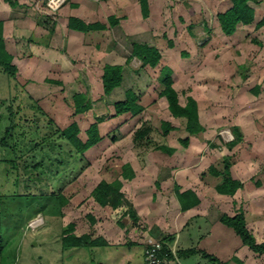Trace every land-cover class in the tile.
<instances>
[{
  "label": "rangeland",
  "instance_id": "obj_1",
  "mask_svg": "<svg viewBox=\"0 0 264 264\" xmlns=\"http://www.w3.org/2000/svg\"><path fill=\"white\" fill-rule=\"evenodd\" d=\"M62 1L59 8H50V19L55 20L56 11L67 4L66 0ZM117 1L120 0H115L114 12L120 17L123 12L117 6ZM255 1L256 3H251L256 10L254 22L247 27L239 26L232 36H227L220 28L217 16L227 8L228 0H147L149 13L146 18L143 17L142 10L140 13L138 9L141 0H130L138 5L136 15L139 20L136 15L131 20L136 24L135 34H128L129 30L124 24H119L116 28L109 27L108 32L103 35L91 36L86 40L90 42L89 46L96 43L104 48L109 46V49L116 50L118 57L123 58L122 61L130 60L125 66L123 85L111 96L105 95L95 81L91 83V75L97 73L96 66L95 72H89V66L83 59H78L81 67L77 65L78 68H74V71H60L54 68L53 63L43 68L41 60L45 61L44 52L33 44L43 46L50 43L51 36L43 34L45 31L31 33L22 30L25 26L31 29L32 25L29 22L16 23L19 20L7 25L5 38L10 39V52L16 57L13 63L19 73L12 79L0 70V236L5 243L0 264H59L58 239L63 221L58 214L57 197L53 194H58L59 191L72 194L78 203L87 197L89 189L86 186H93V182L99 181V177H107L102 172L106 165L111 167L121 163L117 157L120 146H116L131 147L129 137L134 130L128 131L131 126H122L119 130L124 122L122 119L119 123L111 121L113 106L124 99V93L128 89H133L140 97L145 94L146 88L151 89L153 85L156 90H162L159 81L167 72L172 74L180 101L185 104L188 97L196 99L203 112L206 128L215 129L213 134L208 132L199 136L200 144H205L202 139L211 140L212 146L209 145L210 150L206 154L211 157L206 163L215 165L222 172L224 159L229 158L230 163L236 165L233 168L237 176L241 175L242 184L245 182V188L252 190L251 197H244V192L237 201L246 213L249 231L254 233L257 243L264 242V26L258 27L264 20V0ZM42 4L45 7V2ZM33 7L32 11H28V8L25 11L40 22L37 17L43 14L38 12L34 15L36 10ZM103 19L110 26L105 16ZM15 27L20 29L15 30ZM133 43L157 48L163 55L159 66H143L141 60L132 56ZM88 52H95L93 56L98 54L94 48ZM184 53H187V57ZM91 60L95 62L94 59ZM31 67L36 72L34 75L27 72ZM163 67L166 68L162 75ZM45 79L58 81L60 84ZM77 94H85L91 103V109L83 114L75 113L74 96ZM35 101H38L47 116L36 111ZM161 104L155 110L150 109L149 113L156 119L157 131L160 129L159 121L168 115L165 105ZM13 119L15 128L12 133L16 142L13 137L5 136ZM51 120L55 127L62 130L77 123L81 131L79 137L83 141L87 140V130L97 123L104 141L100 145L101 154L97 152L96 157L91 149L83 160H71L68 166H62L60 162L68 161L69 155L75 152L68 143L58 140L56 134L52 141L48 139L42 143L45 134L52 135L54 132ZM236 122L240 123L242 141L230 149L227 144L235 138L233 127ZM186 137L189 135L181 130L165 141L158 134L152 139L154 143L178 146L179 141ZM3 138H6L7 147L1 145ZM115 138L116 143L112 141ZM13 145L16 146L18 155L30 151L28 159L19 160L18 168L10 163L15 157ZM37 164H42V167L33 169ZM247 166L252 168L249 170L250 174L244 171ZM25 167L30 168V171L24 170ZM81 174L86 178V186L81 188V180L70 188V181L73 182ZM90 181L92 182L89 183ZM233 208L237 207L227 200L224 207L212 206L209 211H220L222 215V212L227 211L224 214L228 216V211H233ZM43 219L52 225L49 230ZM214 221V217L211 220L203 218L195 221L190 230L191 235L196 237L197 234H205L207 241H203V246H209L216 258L221 259L224 264H238L237 259L232 261L231 255L240 245V238L231 228L219 222L213 224ZM64 222L67 224L69 220ZM199 225L204 226L202 233L194 230ZM223 232L225 236H222ZM201 238L204 239V236ZM210 240L212 241L208 245ZM109 252L110 250L103 248L70 251L60 264H108L109 260L104 257ZM256 255L253 252L252 264H264V255H257V258ZM184 260V264H210L203 262L198 255ZM244 264L249 262L244 261Z\"/></svg>",
  "mask_w": 264,
  "mask_h": 264
},
{
  "label": "crops",
  "instance_id": "obj_2",
  "mask_svg": "<svg viewBox=\"0 0 264 264\" xmlns=\"http://www.w3.org/2000/svg\"><path fill=\"white\" fill-rule=\"evenodd\" d=\"M11 1L15 2L16 5L14 7L5 0H0V21L5 23L4 38L6 37L7 25L10 22H15L16 20H19L16 21V23L20 24H26L27 22L31 23V29H28L29 27L25 26V28L22 30L31 31V33H35L37 30L38 32L45 31L43 34L46 36H51V38H49L50 43L47 42L43 44V46L40 44H33L36 48L38 47L42 49L44 52L43 55L46 56H44L45 61L41 60V62H43L41 64L43 68L44 66L50 64L52 65L53 63L54 68L60 71H74V68H78L77 65L81 67V61L77 62L78 59H83V61L88 64L87 66H89L87 67L89 72L93 73L95 70H97V73H93V76L91 75V83L95 81V83H97V85L103 90L102 76L104 66L106 64L119 65L123 68V79L121 86L123 85L124 71L126 70L125 66L130 60L127 61L126 59L125 61H122L123 58L118 57L119 54L116 52V50L109 49V46L104 48L99 43L89 46L90 42L86 41L88 37L99 36L108 32L110 26L107 25L108 28L106 30L84 33L70 29L68 24L70 18H77L87 24H94L97 22L104 23V16L108 21L114 17L119 19L118 25L122 24L123 26L124 24L125 28L129 30L128 34H135L136 24L132 23L131 20L132 16L135 17L136 15V8L139 7L138 9L141 13V5L138 6L135 3L130 2V0H120V2L117 1L119 2L117 6H120L123 12V14H121L119 17L114 12L115 0H66L65 2H67V4L65 3L63 7L56 11L57 17L55 20H53L52 18L50 19L48 17L49 14H51V7L49 4L50 0ZM43 2H45V7L44 4H42ZM31 6L37 11L34 12V15H36L38 12L39 14H43L37 17L40 18V22L35 18H32L30 14L26 13L25 8H28V11L33 10ZM230 6L231 2L229 1V5L223 12H225ZM23 12H25L26 15H24ZM22 17H24V19H21ZM41 19H43V22ZM137 19L139 20V17H137ZM130 24H133V26H130ZM117 26H115V28ZM19 29L20 28L15 27V30ZM9 41L10 39L5 38L6 49L11 54ZM91 48H94L98 53L96 56H93L95 55V52H92V54L88 52ZM15 49L17 50V48ZM49 54L51 55L49 56ZM184 55L187 57V53H184ZM48 56L54 57V59H51ZM81 56L83 58H81ZM15 59L16 57L14 56V60ZM91 59H94L95 62L93 63V60ZM102 61L103 64H100ZM94 66H96L95 70ZM32 67L30 70L27 69V72L31 75H34L36 72ZM46 80L48 79H45V81ZM29 82L30 81H28V83ZM158 83L159 82H157V84ZM121 86L114 89L109 94V96L114 95V93H116L121 88ZM173 87L178 94L176 85H173ZM128 90H126V92ZM162 90H156L155 85H153L151 89L146 88L144 91L145 94L143 93L144 95L141 97L137 95L139 97V103L145 108L141 118L146 121H151L155 129V131L151 134V141L153 142L152 138L155 136V134H158L160 139L165 141L172 134L183 130L184 133L189 135V137L184 138V140L188 139V145L185 146L181 142L183 140H180L178 146L151 142L149 146L145 145L141 147H135L133 143V132H135L141 125L139 122L140 117L132 118L129 114L115 117L114 112L111 115V121H117L119 123V120H124L122 123L123 125L119 127V130L123 127L129 128V126H131V129H128V131L132 129L134 130H132L133 132H131V135L129 134V138L132 141V146H116V148L120 146V153L117 155V157L121 160L119 161L121 163L111 167L106 165L102 172H104L107 177H99V181L93 182V186L91 184L90 186H86L87 183L86 178L83 175L84 173L81 174V176L76 180L74 179L73 182L70 181L71 184L69 187L72 188L74 184H77L83 180L84 182L82 181L81 188L86 186L89 191L87 197L83 198L78 203H76V197L74 195H67V193L63 194L69 202L67 206L62 209L63 216H61V221H63V224L61 225L60 238L58 239L59 254L57 263L60 264L64 262L65 256L70 251L78 252L83 249L75 248L66 252L63 251L62 236L70 224L75 225V235L81 236L84 234H90L92 240H101L103 243H105V245H97L95 247H91V249L99 250L103 248L110 250V252L106 254V257H104L109 260V262H107L108 264H144V251L148 243L151 241H166L169 244V247L174 249L179 254L180 252L194 250V255L192 254L189 257L181 256L179 258V264H184L182 260H188L195 255L200 256L203 262L216 264L210 262L208 259H205L202 255V253H207L210 255L214 254L211 252L209 246H203V241L206 240L207 236L205 234H197L198 236L193 237L190 233V230L193 228L192 226H194L193 224L195 221L197 222L203 218L211 220V217L215 218L213 224L219 222L221 225L226 226L221 222V218L223 216H227V214H224L227 213V211L222 212V215L220 214V211H209V208L212 206L215 208L217 206L219 208L224 207V204L227 202V200H230V204L237 207L233 208V211H228L230 213L228 216L234 217L237 214L243 212L247 228L249 229L246 213L244 210L242 211V207L237 200L244 192V197H251L252 190L249 191V188H245V182L242 184L241 180L243 179H241V175L237 176L238 174L235 173L233 168L234 164H232L230 168L231 177L234 180L239 181L244 186L238 189L234 195L223 194L219 192L218 187L224 182V177L223 175H215L211 169L219 173H223L224 170L221 172L215 165L206 163L208 161L207 159L211 157L210 155H206L208 150H210L209 148L212 146L211 140L202 139L205 144L198 143L199 136L202 135L201 133L207 134L209 132L213 134V132H215V129L206 128L205 119L203 118V112L200 108L199 102L195 99L198 102L199 119L201 125L204 127V131L197 135H190L186 130L187 120L185 118L173 117L169 110L167 99L160 96ZM126 92L124 93V99L117 101V103L126 99ZM161 103L165 105L167 111L166 114L168 115L165 118H162L159 121V124H161L163 121L170 123L174 127V130H172L166 137L162 136L161 129L157 131V127L155 125L156 119H154V115H149L150 109L155 110L157 105L159 106ZM179 104L181 106H185L187 104V100L186 103L183 104L179 99ZM176 122H178V124H175ZM239 126L240 123L238 122H236L234 125V127L240 128ZM99 132L101 134L100 127ZM247 135L248 132L246 136ZM112 141H115L116 143L117 138L113 139ZM103 143L104 141L102 140L98 145L93 147L92 154L95 156L98 155L97 152H100L99 154H101L100 145ZM156 145L164 148H170L173 150V153H169L161 148H158ZM89 151L87 152L88 154ZM125 165H128L130 168V171L127 173H132L133 177L131 179H125L122 175L123 166ZM234 167H236V165ZM250 169L252 168L250 166L248 168L247 166L244 170L245 173L250 174ZM250 177L252 176L250 175ZM251 180H253V178H251ZM102 181L107 183L120 181L122 183L121 193L124 196V203L121 206L114 209L110 205L101 206L95 201L92 196L93 191ZM91 182L92 181L89 183ZM66 192H68V189ZM182 198L185 205L188 207L184 210ZM238 207L240 210H238ZM65 220H69V222L65 224ZM86 221L89 223L87 224ZM44 224L48 226V230L52 226L49 223L47 224L45 220ZM206 228L208 229V227ZM194 230L202 233L204 231V226L199 225V227L197 229L195 227ZM207 231L208 233H212L209 230ZM218 235L220 236V233H218ZM203 236L204 239L201 238ZM222 236H225L224 232L222 233ZM211 241L212 240L208 241V245L211 243ZM241 253L243 254L241 255ZM252 254L253 252L250 250V248L243 245V243L240 241V245L236 247L235 251L231 255L232 261L237 259L236 262H238V264H244V261L252 264ZM213 256L215 258L217 257L215 254ZM216 259L219 262L222 261L221 259L219 260V258Z\"/></svg>",
  "mask_w": 264,
  "mask_h": 264
},
{
  "label": "trees",
  "instance_id": "obj_3",
  "mask_svg": "<svg viewBox=\"0 0 264 264\" xmlns=\"http://www.w3.org/2000/svg\"><path fill=\"white\" fill-rule=\"evenodd\" d=\"M6 2H10L11 6H15V2L11 0H5ZM231 2V6L225 11L218 14V22L220 24V28L222 32L227 36H232L239 26H249L254 22L255 19V9L251 5V3H256L255 0H229ZM141 10L143 17H147L149 13V6L147 0H141ZM119 23V19L112 17L109 20L110 27H115ZM70 29L77 30L80 32L88 33L91 31H101L106 30L108 27L106 24L102 22H97L94 24H87L80 19L70 18L69 24ZM264 26V20H262L258 27ZM132 56L141 60L143 66H150L151 68H157L161 62L162 55L160 51L155 47H150L146 44H138L133 43V52ZM14 56L10 54L6 49L5 38H4V22L0 21V70L6 74L8 77L15 79L18 75L19 71L17 66L13 63ZM166 67L161 68V74L165 71ZM122 66L119 65H110L106 64L103 69L102 76V85L103 90L106 95H109L114 89L121 86L122 83ZM164 74V73H163ZM162 74V75H163ZM54 84H60L58 81H50ZM161 86L164 88L160 93L161 97H165L167 99L169 110L173 117L175 118H185L187 120L186 130L190 135H197L204 131V127L200 123L199 119V106L198 102L192 98H187V104L185 106H181L179 104L178 94L174 89V79L172 74L167 72L163 75L162 79L159 81ZM31 98V97H30ZM32 100V98H31ZM75 101V113L83 114L91 109V103L88 101L85 94H77L74 96ZM36 111L43 116H47L45 111L39 105L38 101H35ZM145 111V108L139 103V97L133 90H128L126 92V99L124 101L118 102L114 105V116L119 117L123 115H131L132 118L140 117L139 122L141 123L140 127L134 132L133 135V143L135 147L141 146H149L151 144V134L155 131L154 126L151 121H146L141 118V115ZM15 114V113H14ZM13 117V116H12ZM52 121V120H51ZM36 123V121L34 120ZM52 125H54L52 121ZM15 128L14 119L12 120L10 126L5 131L6 137H13V141L15 138L13 136V131ZM160 129L162 132V136L166 137L169 133L174 130V127L168 122H161ZM81 131L77 123H72L67 126L65 129H59L54 125V132L52 135L45 134V137L42 139V143L44 141L53 140V135H58V140H62L69 144L74 150V154L69 155V160H62L60 164L62 166L69 165V161L75 160H83L84 155L93 147L98 145L103 137L99 132V125L93 124L87 130V140L83 141L79 135ZM233 134L235 138L233 141L228 143V147L231 149L238 145L242 141V136L240 134L238 127H233ZM47 137V138H46ZM52 137V138H51ZM6 138L1 140V145L7 147ZM185 146L188 145V139L181 141ZM41 144V143H40ZM39 144V145H40ZM14 146V145H13ZM158 148H161L169 153H173V150L170 148H164L156 145ZM42 147V146H41ZM55 148V147H54ZM15 152L14 159L10 162L8 160H4L5 162H10L15 168L19 167V160L28 159V153H22L18 155L16 146L12 147ZM34 150V149H32ZM42 152V151H41ZM46 153V152H44ZM34 156H32L33 158ZM67 160V159H66ZM58 164V165H60ZM60 165V166H61ZM28 166V165H26ZM232 163H230L229 158L224 159V172L219 173L213 169L211 171L214 172L215 175H223L224 182L218 187L220 193L234 195L235 192L242 188V184L239 181L234 180L231 177L230 168ZM42 167V164H37L33 166V169L38 170ZM32 169V168H31ZM24 170L27 172L30 171V168L25 167ZM130 171L128 165L123 166L122 175L125 179H131L133 177L132 173L128 174ZM122 183L120 181H114L113 183H107L102 181L98 184V186L93 191V198L95 201L101 206L110 205L112 208L116 209L124 203V196L121 193ZM53 196L57 197V203L59 207L58 214L59 216H63L62 209L67 206L68 199L63 195L62 191H59L58 194L54 193ZM183 200V198H182ZM183 210L188 208L184 200L182 201ZM221 222L227 227L234 230L236 235L241 239L243 245L250 248L252 252L257 255H264V242L257 243L253 234L247 228L246 220L244 213L241 212L234 217L223 216L221 218ZM164 244V248L167 250L169 248V244L166 241H161ZM105 245L103 241H95L92 240L90 234H84L81 236L75 235V225L70 224L68 228L64 231L62 236V248L63 251H69L75 248H91L95 246ZM5 243L3 238L0 236V256L4 254ZM194 250H188L185 252H177L178 259L182 256H191L194 255ZM205 259H208L212 263L216 264H224L219 262L213 255L202 253Z\"/></svg>",
  "mask_w": 264,
  "mask_h": 264
},
{
  "label": "built area",
  "instance_id": "obj_4",
  "mask_svg": "<svg viewBox=\"0 0 264 264\" xmlns=\"http://www.w3.org/2000/svg\"><path fill=\"white\" fill-rule=\"evenodd\" d=\"M49 4L52 9H57L63 4V1L50 0ZM144 264H179V259L174 249L169 247L166 250L161 241H151L144 251Z\"/></svg>",
  "mask_w": 264,
  "mask_h": 264
}]
</instances>
